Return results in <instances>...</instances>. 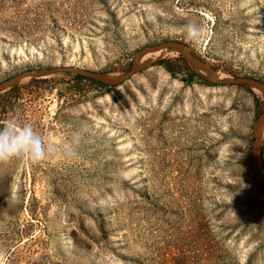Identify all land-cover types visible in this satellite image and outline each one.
Segmentation results:
<instances>
[{"label":"rangeland","instance_id":"1","mask_svg":"<svg viewBox=\"0 0 264 264\" xmlns=\"http://www.w3.org/2000/svg\"><path fill=\"white\" fill-rule=\"evenodd\" d=\"M168 38L213 72L264 81V0H0V81L123 72ZM178 56L116 85L56 72L0 91V123L18 117L53 148L0 164V264H264L249 153L263 96Z\"/></svg>","mask_w":264,"mask_h":264},{"label":"water","instance_id":"2","mask_svg":"<svg viewBox=\"0 0 264 264\" xmlns=\"http://www.w3.org/2000/svg\"><path fill=\"white\" fill-rule=\"evenodd\" d=\"M160 48L171 49L178 55H180L187 65L197 73L198 76L203 78L206 82L209 83H222V84H238L247 86L251 89H255L261 93L264 100V81L256 77L247 76V75H222L220 77H214L212 72L216 70L208 61H206L201 56L190 51L186 45L178 40L173 38L164 39L155 43L144 44L139 48L135 49L131 55V61L128 68L119 73H110L100 70H92L87 68L78 67L75 65H53L49 67L41 68H32V69H23L18 71L14 75L5 78L0 81V91L12 86L18 82L21 78L30 76V77H40L56 72H71L78 74L98 82L104 83L106 85H116L124 81L132 74L136 73L144 66L153 62L150 61H140L141 57L150 51L157 50ZM157 59V58H156ZM199 69L201 71H199ZM251 144H250V158H251V172L254 180L257 182L259 188L261 189L264 195V174L262 171V154L261 149L264 143V108L257 114L253 119L251 125Z\"/></svg>","mask_w":264,"mask_h":264},{"label":"clouds","instance_id":"3","mask_svg":"<svg viewBox=\"0 0 264 264\" xmlns=\"http://www.w3.org/2000/svg\"><path fill=\"white\" fill-rule=\"evenodd\" d=\"M199 34L197 26H188L190 39L198 38ZM52 151V145L46 143L32 125L22 123L18 117L0 123V164L23 157H27L33 163H39Z\"/></svg>","mask_w":264,"mask_h":264},{"label":"bare ground","instance_id":"4","mask_svg":"<svg viewBox=\"0 0 264 264\" xmlns=\"http://www.w3.org/2000/svg\"><path fill=\"white\" fill-rule=\"evenodd\" d=\"M169 54H174V51L171 49L160 48V49L145 53L141 57L140 61H150V60H154V59L159 58V57H164V56L169 55ZM199 71H201V70L199 69ZM212 75L214 77H220L223 74L218 73V72H212Z\"/></svg>","mask_w":264,"mask_h":264},{"label":"trees","instance_id":"5","mask_svg":"<svg viewBox=\"0 0 264 264\" xmlns=\"http://www.w3.org/2000/svg\"><path fill=\"white\" fill-rule=\"evenodd\" d=\"M179 57V59L183 62V63H185V61L183 60V58L181 57V56H178ZM188 71H189V73L190 74H197L196 72H194L192 69H188ZM74 77H76V78H79V77H84V76H81V75H78V74H74ZM88 79H90V78H88ZM90 80H92V81H96V80H93V79H90ZM96 82H98V81H96ZM98 84H100V85H105L104 83H101V82H98ZM261 154H262V149H261ZM257 183V182H256Z\"/></svg>","mask_w":264,"mask_h":264}]
</instances>
